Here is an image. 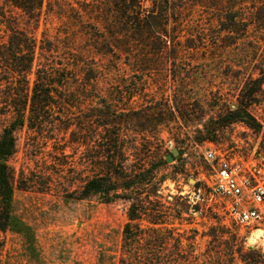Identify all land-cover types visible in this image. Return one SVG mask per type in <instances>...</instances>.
<instances>
[{
  "label": "trees",
  "instance_id": "1",
  "mask_svg": "<svg viewBox=\"0 0 264 264\" xmlns=\"http://www.w3.org/2000/svg\"><path fill=\"white\" fill-rule=\"evenodd\" d=\"M48 5L47 0H0V26L6 35L0 39V114L8 118L0 130V232L20 235L27 250L36 253L35 229L17 213L15 194L18 189L27 190L29 184H41L36 178L25 177L23 170L18 174L11 160L19 151L18 135L23 130L35 143L45 144L51 139L57 143L61 135L69 133L76 143V182L67 187L76 185V189L67 188L64 195L76 201L98 197L105 203L123 200L128 204L120 254L113 264H201L193 250L182 248V235L175 236L171 226L172 218L182 215L183 209L163 194L169 163L153 148L163 142L161 133L167 124L154 117L156 112L126 110L107 100H102L96 114L74 122L77 82L66 75L67 68L47 62L46 55L54 49L45 46L33 31ZM80 5L82 16L101 21L107 31L105 38L92 33V28L87 31L90 43L82 51L102 57H175L181 43L194 39L192 33L183 34L179 28L185 7L213 8V22L219 29L217 41L230 46L249 39L248 49L257 62L239 86L236 103L224 102L207 136L196 141L210 138L218 124L223 127L240 122L262 136L264 151V123L253 112L254 107L264 106V0H83ZM100 71L97 64L81 57L76 62V72L88 82L95 81L93 85H97ZM126 131L136 134L127 135ZM81 147L84 150L77 160ZM61 150L65 152L64 147ZM56 179L52 174L45 184L55 186ZM196 233L194 230L189 238L190 246ZM207 234L211 239L206 261L264 264L262 250L246 246L236 230L218 223ZM171 240L177 242L178 249H159ZM2 251L0 243V264Z\"/></svg>",
  "mask_w": 264,
  "mask_h": 264
},
{
  "label": "rangeland",
  "instance_id": "2",
  "mask_svg": "<svg viewBox=\"0 0 264 264\" xmlns=\"http://www.w3.org/2000/svg\"><path fill=\"white\" fill-rule=\"evenodd\" d=\"M82 1L47 0L49 5L33 30L38 40L54 49L46 55L47 62L67 68L66 75L77 82L76 107L72 109L74 122L96 114L95 109L101 106L102 100L126 110L156 112L154 117L164 120L167 126L161 133L163 142L156 144L153 151L166 158L173 148L180 150L168 162L164 171L168 179L162 188L167 200L183 209L182 215L176 214L171 221L175 236L182 235V248L193 250L200 256L201 264H221L205 259L211 239L207 233L213 225L221 223L236 230L246 246H256L264 253V224L241 228L225 214L223 201L213 187V165L205 157L206 151L212 148L244 169L258 166L264 172L262 136L237 122L223 127L218 124L210 138L196 141L207 136L213 126L211 121L219 118L224 102L236 103L239 86L253 72L257 60L248 49L250 40L241 39L230 46L217 41L215 10L186 6L178 20L179 28L183 34L192 33L194 39L181 43L175 57L170 54L102 57L82 51L90 43L91 35L87 31L91 28L99 37L107 35L101 21L82 16ZM15 14L23 19L19 12ZM1 28L0 39L4 40L6 35ZM80 57L100 67L97 85L76 72ZM30 77L34 79L33 74ZM253 112L264 123V106L254 107ZM7 121L0 114V130ZM70 137L68 133L66 137L61 135L57 143L51 139L45 144L35 143L26 130L19 133V151L11 164L18 174L23 170L25 177L36 178L41 185L29 184L27 190L18 189L15 204L17 213L35 229L37 251L35 254L28 251L20 235L0 232L2 264H113L117 261L123 227L128 221V204L123 200L105 203L98 197L76 201L64 195L67 188L76 189V185L67 187L76 182V143ZM61 147L65 148L64 153ZM83 150L81 147L78 151L77 160ZM52 174L57 178V185L47 187L45 182ZM143 223L146 225L147 221ZM194 230L198 233L190 246L189 238ZM259 232L262 234L257 236ZM160 246L163 251L179 248L175 240Z\"/></svg>",
  "mask_w": 264,
  "mask_h": 264
},
{
  "label": "built area",
  "instance_id": "3",
  "mask_svg": "<svg viewBox=\"0 0 264 264\" xmlns=\"http://www.w3.org/2000/svg\"><path fill=\"white\" fill-rule=\"evenodd\" d=\"M205 157L214 168L213 187L223 201L225 214L241 228L264 224V172L261 167L244 169L240 164L208 149Z\"/></svg>",
  "mask_w": 264,
  "mask_h": 264
},
{
  "label": "water",
  "instance_id": "4",
  "mask_svg": "<svg viewBox=\"0 0 264 264\" xmlns=\"http://www.w3.org/2000/svg\"><path fill=\"white\" fill-rule=\"evenodd\" d=\"M180 153V150L178 148H173L171 151V154H168L166 156L168 162H172L175 158V156H177Z\"/></svg>",
  "mask_w": 264,
  "mask_h": 264
},
{
  "label": "bare ground",
  "instance_id": "5",
  "mask_svg": "<svg viewBox=\"0 0 264 264\" xmlns=\"http://www.w3.org/2000/svg\"><path fill=\"white\" fill-rule=\"evenodd\" d=\"M262 234V232H259V233H257V236H260Z\"/></svg>",
  "mask_w": 264,
  "mask_h": 264
}]
</instances>
